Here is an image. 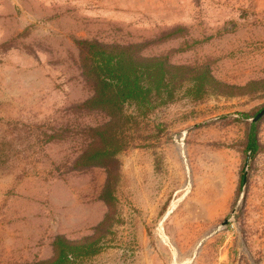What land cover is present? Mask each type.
<instances>
[{"label":"rangeland","instance_id":"1","mask_svg":"<svg viewBox=\"0 0 264 264\" xmlns=\"http://www.w3.org/2000/svg\"><path fill=\"white\" fill-rule=\"evenodd\" d=\"M79 41L142 46L219 84L199 97L179 75L148 116L90 110ZM262 111L264 0H0V264L49 260L58 235L100 236L85 264H264ZM102 129L123 150L99 234L109 173L76 163Z\"/></svg>","mask_w":264,"mask_h":264},{"label":"trees","instance_id":"2","mask_svg":"<svg viewBox=\"0 0 264 264\" xmlns=\"http://www.w3.org/2000/svg\"><path fill=\"white\" fill-rule=\"evenodd\" d=\"M77 46L81 52L83 74L94 90L93 97L84 105L90 110L124 115L123 106L131 104L140 110L141 115L148 116L175 99V79L179 75L178 87L183 88L187 82H191L190 91L199 97L207 93L208 83L219 84L206 68L176 67L164 58H144L140 55L142 46L103 45L88 41H79ZM95 136V141L102 143V146L94 148L92 142L76 166L79 169L98 166L108 170L109 179L102 200L109 207V213L97 226L96 232L100 234L112 217V183L115 182L111 178L115 171L113 163L123 148L106 129L95 132ZM257 149L256 134L252 132L246 152L253 157ZM100 246V236L74 242L64 235H58L53 242V257L36 264H85L87 259L103 251Z\"/></svg>","mask_w":264,"mask_h":264},{"label":"water","instance_id":"3","mask_svg":"<svg viewBox=\"0 0 264 264\" xmlns=\"http://www.w3.org/2000/svg\"><path fill=\"white\" fill-rule=\"evenodd\" d=\"M263 115H264V111H262L260 114H258V116L255 118V121H258L260 119V117H262ZM250 162H251V154H248L247 155V160H246V163H245V173H244V179H243V187L244 188L247 185ZM169 213L170 212L167 213L166 217L169 215ZM227 223H228V220H226L223 223V226L226 225Z\"/></svg>","mask_w":264,"mask_h":264}]
</instances>
